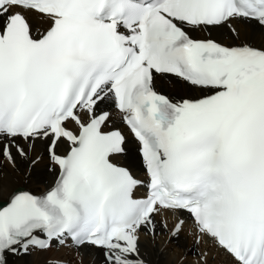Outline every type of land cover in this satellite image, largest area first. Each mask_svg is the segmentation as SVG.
Segmentation results:
<instances>
[{
	"label": "bare ground",
	"instance_id": "bare-ground-1",
	"mask_svg": "<svg viewBox=\"0 0 264 264\" xmlns=\"http://www.w3.org/2000/svg\"><path fill=\"white\" fill-rule=\"evenodd\" d=\"M16 12L23 13L29 19L34 38L39 37L52 22V18L31 10L8 7L7 10H0V27ZM184 27L197 40H211L223 43L222 45L229 44V47L237 45L264 51V27L253 21L233 17L217 26ZM152 89L177 105L201 98L209 92L167 75H154ZM181 96L182 99H178ZM177 100L180 101L176 102ZM102 112H108L103 131H125L121 124L123 114L114 110L109 95L104 96L91 108L79 111L78 118L81 124H86ZM68 124L75 131L79 130L78 124ZM48 146L53 147L56 155L66 152L69 147L64 140L49 133H38L29 138H7L0 134V202L8 201L15 191L22 188H29L40 194L52 187L58 176V169L48 156ZM135 147L138 149L137 144L126 132L124 149L114 160L117 164L127 167L133 176L141 180L144 177V164ZM7 159L11 160L10 164ZM141 191L140 186L134 193L143 197ZM161 220L163 227L159 225ZM195 237L198 245L194 243ZM125 239L122 250L111 252L110 263L104 261L101 248L81 246L69 249L55 246L56 250H52V247L44 251L28 248L25 254L8 255L6 264H121L125 261H130L131 264H238L217 247L213 239L198 231L185 213L177 210H154L136 228L127 231ZM47 254H50L49 257Z\"/></svg>",
	"mask_w": 264,
	"mask_h": 264
},
{
	"label": "rangeland",
	"instance_id": "rangeland-1",
	"mask_svg": "<svg viewBox=\"0 0 264 264\" xmlns=\"http://www.w3.org/2000/svg\"><path fill=\"white\" fill-rule=\"evenodd\" d=\"M204 38V37H203ZM215 39V38H214ZM217 40V39H216ZM223 44V43H222ZM249 44V43H248ZM225 45V44H224ZM226 45H229V44H226ZM239 45H242V44H239ZM252 45V44H251ZM235 46H237V45H235ZM173 90H174V88H172ZM198 94H199V92H197ZM200 95H202V94H200ZM178 101H180V100H177L176 102H178ZM112 111V110H111ZM111 113H115V112H111ZM117 114V113H116ZM15 144H16V140H15ZM135 150L137 149L136 147L134 148ZM7 161H8V163L10 164V159H7ZM22 189H25V190H28V191H32L31 189H29V188H22ZM33 192V191H32ZM34 193V192H33ZM155 225V224H154ZM159 225L161 226V227H163L164 226V224H163V222H162V220L160 221V223H159ZM196 240V237L194 238V243H195V245H198V243H197V240ZM53 250V249H52ZM50 255V254H49ZM49 255L47 254L46 256L47 257H49ZM147 263H149V262H147ZM79 264H80V262H79ZM150 264V263H149ZM195 264H196V262H195Z\"/></svg>",
	"mask_w": 264,
	"mask_h": 264
},
{
	"label": "trees",
	"instance_id": "trees-1",
	"mask_svg": "<svg viewBox=\"0 0 264 264\" xmlns=\"http://www.w3.org/2000/svg\"><path fill=\"white\" fill-rule=\"evenodd\" d=\"M183 96L179 97L178 99H182Z\"/></svg>",
	"mask_w": 264,
	"mask_h": 264
}]
</instances>
